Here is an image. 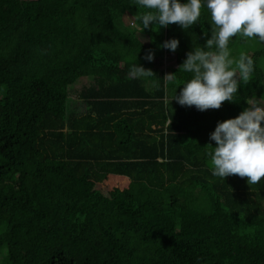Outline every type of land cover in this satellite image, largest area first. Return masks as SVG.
Segmentation results:
<instances>
[{
  "label": "trees",
  "instance_id": "16d2710c",
  "mask_svg": "<svg viewBox=\"0 0 264 264\" xmlns=\"http://www.w3.org/2000/svg\"><path fill=\"white\" fill-rule=\"evenodd\" d=\"M142 11L0 0V264H264V178L223 181L205 155L218 121L264 103V43L233 102L168 105L210 16L141 32ZM171 38L175 52L159 47ZM135 62L154 75L132 77Z\"/></svg>",
  "mask_w": 264,
  "mask_h": 264
},
{
  "label": "clouds",
  "instance_id": "9594fccd",
  "mask_svg": "<svg viewBox=\"0 0 264 264\" xmlns=\"http://www.w3.org/2000/svg\"><path fill=\"white\" fill-rule=\"evenodd\" d=\"M136 4L144 10L135 16L142 25L141 32L150 25L158 29L170 24L188 30L198 23L201 9L210 16L209 38L203 47H193L187 52L179 67L190 77L181 84L178 95L175 88L166 103L175 100L181 106L205 111L219 109L225 101L233 102L239 83L249 81L252 76L254 61L244 52L233 58L229 41L239 35L264 43V0H136ZM178 44L177 39L171 38L159 47L175 52ZM144 58L152 61L153 53L147 51ZM130 74L134 78L154 75L136 62ZM163 79L167 84L175 81L176 76L167 74ZM209 140L215 142L214 147L207 144L205 152L213 177L224 181L235 174L246 177L248 185L258 184L264 178V103L250 99L236 117L218 121Z\"/></svg>",
  "mask_w": 264,
  "mask_h": 264
},
{
  "label": "rangeland",
  "instance_id": "374dc122",
  "mask_svg": "<svg viewBox=\"0 0 264 264\" xmlns=\"http://www.w3.org/2000/svg\"><path fill=\"white\" fill-rule=\"evenodd\" d=\"M124 21L126 23H130L131 19L129 18V16H125ZM259 47H260V44L255 38L248 39V38H241L240 36H238L237 41L235 42L234 47L231 50L232 51L231 55L233 58H236L241 52H244L246 54H251L253 51L257 50ZM233 67H235V65H233ZM88 82H90L89 79L85 78L83 80L81 79V81H79L76 85H73L74 84L73 83L70 93H72L73 95H76L78 90L81 88L82 84H85Z\"/></svg>",
  "mask_w": 264,
  "mask_h": 264
}]
</instances>
